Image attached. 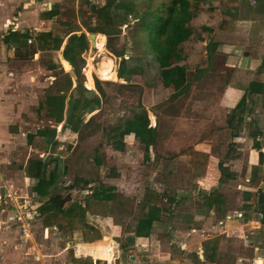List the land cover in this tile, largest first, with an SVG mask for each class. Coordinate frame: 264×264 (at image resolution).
<instances>
[{"label":"rangeland","instance_id":"1","mask_svg":"<svg viewBox=\"0 0 264 264\" xmlns=\"http://www.w3.org/2000/svg\"><path fill=\"white\" fill-rule=\"evenodd\" d=\"M89 1L91 4L86 0H64L61 4L66 7L63 18L74 17L81 23L94 24L93 8L104 0ZM222 2L200 1L191 20L194 40L184 45L185 53H191L194 63L186 64L191 83L198 79L194 78V70L205 64L201 54L212 38L202 40L219 28ZM143 3L145 0H116L113 11L115 22L121 24L115 45H125L123 58L129 66L140 67V76L125 73L118 78L120 57L108 50L105 35L96 32L93 45L89 41L90 32L85 33L86 45L80 44L79 58L86 62L85 71L92 87L97 78L106 95L100 112L80 132H72L63 128L62 122L49 120L44 109L37 112L38 103L47 93L66 87L71 67L67 70L61 59L55 61V56L52 59V51H46L35 60V33L20 39V54L0 60V264H249L254 262L255 256L264 254V221L255 229L260 217L254 201L264 191H260L259 186L251 188V199L245 202L243 186L237 185L248 184L245 178L251 176L250 166L257 156V149L252 146L254 134H250V128L245 125V128H236L233 136L231 128L223 127V109L217 113L216 107L206 104V99L217 98L220 82L193 83L189 92L165 102L171 89L162 86L158 67L152 66L153 60L145 57L148 50L138 43L139 32L133 28L136 20L129 6L132 4L138 10ZM66 20L73 22L71 18ZM99 36L103 37L102 50L106 51L101 54L96 45ZM102 54L113 59L114 69L107 76H101L96 70L107 67ZM51 61L60 66L47 69ZM216 63H219L218 56ZM71 78L73 87L75 81ZM138 102L142 105L138 106ZM184 110L188 116L179 119ZM131 111L139 118L145 114L150 125L157 124L155 143L150 149L162 153L160 157L170 156L171 159L157 158L154 152V156L150 153L146 159L142 145L132 135L124 137L122 151L107 145L108 133L121 126ZM96 112L84 113V119ZM48 127L54 130L55 143H47L43 136L35 134L38 129ZM209 128L212 130L208 133ZM262 129L264 131V127ZM175 131L192 132L177 154L171 150L176 141L171 142L169 138ZM205 133L207 136L202 138ZM194 135L200 137V144H192L196 140ZM95 153L101 159L99 165L93 160ZM50 156L58 160L59 172L50 193L63 208L71 201L80 200L84 204V198H88L84 221L98 229H81L82 219L77 216L64 217L56 211L51 215L47 210L39 212L47 196H37L31 190L36 179L27 177L25 169L29 157L45 161V157ZM235 159H239L236 177L220 180L218 164L232 166ZM257 173L256 183L264 189V169ZM76 177L90 179L92 185L100 182L113 185L114 197L93 200L86 186L80 181L74 184ZM217 193L222 199L220 210L206 204L211 195ZM150 202L160 206V220L153 223L147 237H137L128 244L125 237L131 234ZM239 210L245 215L235 226L227 225L225 231L216 226L223 214ZM43 217L49 225L44 223ZM244 234L249 236L248 242ZM210 253L213 256L210 257ZM130 255L133 259H129Z\"/></svg>","mask_w":264,"mask_h":264},{"label":"trees","instance_id":"2","mask_svg":"<svg viewBox=\"0 0 264 264\" xmlns=\"http://www.w3.org/2000/svg\"><path fill=\"white\" fill-rule=\"evenodd\" d=\"M202 0H145L142 7L138 10L130 4V11L134 12V18L136 22L133 28L136 32H139L138 43L143 45L148 50L145 53L147 60L152 59V66L158 67L160 74L161 84L165 88H170L166 103L173 101L175 98L189 91L191 86V79L188 76L189 70L186 67L187 61L184 45L193 41L194 29L191 23L192 18L196 15V11L199 8V2ZM86 2L90 3L89 0ZM116 6V0H104V2L94 7V19L95 23H86L83 21L81 25L88 32H99L106 37L105 44L109 51H111L117 57H120L119 66L117 69V76L121 77L125 73H129L133 76H140L141 69L139 66H129L127 59L123 58L126 53L125 45L116 47L115 43L118 39L120 30V23H116L113 16V11ZM49 15L57 14V11L53 9V6L47 11ZM125 20V19H124ZM235 20L234 13L230 10H223L221 12V19L218 24L221 29H231ZM126 23V22H123ZM62 24L66 28L78 27L79 25H72V21ZM127 24V23H126ZM127 26V25H126ZM206 28V26H204ZM72 29V30H73ZM24 36H28L27 33H22ZM198 38V37H196ZM62 38L53 37L51 31L41 32L37 35V47L48 48L57 50L62 45ZM86 45V35L84 33H72L70 34L62 48V54L64 59H61L62 64L66 65L65 69H69L71 65V74L67 73L66 87L59 90L56 93H47L39 103L37 112L40 113L44 109V115L49 119L56 122H62L63 128H66L72 132H80L83 127H88L94 116L100 112L103 100L105 98V91L101 85V81L94 78V87H91L89 77L86 74V62L79 58L81 45ZM97 48H101L98 54L105 53L103 49V37L99 36L97 39ZM216 44L212 41H208L206 44V57L209 58L214 51ZM102 56L107 60V67L97 68L101 76H107L113 71V59L109 55ZM81 62H83L82 70ZM59 63L51 61L47 65V69H57ZM260 71H264V57L260 65L258 66ZM206 70V67L196 68L194 70V78H199L200 73ZM115 71V70H114ZM124 76V75H123ZM71 77L75 81V85L71 86ZM83 77V80H82ZM131 83V82H130ZM84 84V85H83ZM132 85H135L132 83ZM87 88H86V87ZM138 86V85H136ZM140 89L141 87L138 86ZM93 90H96L95 93ZM253 92H264V84L260 82L250 81L244 94L238 100L234 108L231 110L230 116L227 120V125H231L236 121L239 125L242 121V114L246 110V96ZM138 106L142 104L138 102ZM97 110L96 113L91 114L87 119H84V113H92ZM132 112V111H131ZM151 118V116H150ZM103 129V127H101ZM53 128L38 129L35 134H39L44 137L47 143H55L57 139L53 136ZM157 134V124L150 125L145 114L142 117H138L136 113L132 112L130 117L127 118L121 126L115 127L108 133L106 137V143L112 149L116 151H122L125 147V136L132 135L143 148V155L145 158L150 156V147L155 143ZM255 144V143H254ZM262 153L259 152V160L262 158ZM159 158V155H156ZM164 160L171 159L170 156L163 157ZM93 160L96 164H100V157L95 153ZM28 166L25 169L27 177L36 179V182L32 186V191L37 196H47V199L43 201L40 206L39 212L44 210L52 212L51 215L56 213L62 214L64 217L77 216L82 219L81 229L87 228L88 230L96 229V225H92L84 221L86 206L88 204V198H84V204L81 201H71L66 207H61L58 204L54 194L50 193V188L56 181L58 172V160L56 157H29ZM50 164V165H49ZM52 164V165H51ZM218 167L221 172V178H229L231 173L219 163ZM257 170L252 171L251 179L256 180ZM80 181L83 186L88 188L89 196L95 201L110 200L114 197V186L105 185L100 182L98 185H92L90 179L83 177H76L74 179L77 183ZM247 191V190H246ZM249 191V190H248ZM250 192V191H249ZM249 192L244 193V198L248 199ZM182 197H185L182 194ZM219 194L211 195L207 200V205H215L220 210ZM257 211H259L264 219V194L259 193L257 196ZM161 208L155 203H147L144 212L137 219L134 229L128 236L125 237L126 242L131 243L135 237H147L150 234V230L155 221H159L161 218ZM39 214V213H38ZM44 223L49 225L47 218L43 217ZM98 229V228H97ZM133 243V242H132ZM210 257L213 253L209 254Z\"/></svg>","mask_w":264,"mask_h":264},{"label":"crops","instance_id":"3","mask_svg":"<svg viewBox=\"0 0 264 264\" xmlns=\"http://www.w3.org/2000/svg\"><path fill=\"white\" fill-rule=\"evenodd\" d=\"M222 1L223 5L221 8L223 10H230L234 13V24L231 29L215 28L209 35L210 37L206 35L205 40H202V42H206L209 40V38H212V42L216 44V47L209 58L206 57V48L202 51L204 55L201 54V57L205 60V64L200 65V68L206 67V70H203L199 78L196 79L193 83H202L203 81L204 83L210 84H213L215 82L221 83L222 86L220 88L217 98L215 100L206 99L208 101L206 104L216 107L218 109V112L216 110L217 113H219L220 108L223 109L224 114L222 116V122L224 123L223 127L225 128V126H228L227 120L230 116L231 110L234 108L238 100L244 94L245 90L247 89L248 83L250 81H255L264 84V71H260L258 69L262 58L264 57V0H256L254 4H252L248 0ZM63 2L64 0H0V60L2 58L3 60H6L11 56L18 55L19 50H21L19 41L20 39H23V37H25L24 35H22V33H27L29 36H34L35 33L36 36L39 35L41 32L46 31H51L53 37L63 39L62 45L59 48L60 51L59 49L52 50L48 48L36 47V50L33 52V56H37L35 60H38L42 56H44L46 51H52V59H54L55 56V61H57L58 59H64L61 49L63 48L67 37L72 33L79 34L82 32L85 34L88 32L81 25L79 19H75L74 17H70L71 20H73L72 25L77 24L80 26V29L76 30L78 27H74L75 29H73V27L69 29L66 28L64 24H62L63 21L67 22L66 19H70L69 17L63 18V10H66V7H61V4H63ZM52 6L53 9L57 11V14L51 16L47 13V11ZM71 6L73 8L72 4ZM95 35L93 38L94 40ZM217 56L219 57L218 64L216 63ZM186 61L188 62L187 64H194L192 61L191 53H187ZM214 64L216 66H214ZM41 67L43 66H38V68ZM193 83H191L190 88L193 87ZM182 95H180V97ZM263 96L264 92H253L247 95L245 101L246 110L242 114L243 118L241 123L237 125L236 121H234L231 123V125L228 126L229 128H231V134L233 136L237 133L236 128H245V125L250 128V134H254L252 146L257 149V156L256 161L250 166L251 176L252 171L254 169H256L257 172H259L260 169H264V137H259L261 134L264 135V131L262 129V127H264ZM184 111L183 116H178L179 119L185 118L184 116H188L187 111ZM213 128H216V126H214ZM211 130L212 129L209 128L208 133ZM257 130L258 132L256 133ZM208 133H205L201 137H206ZM191 134L192 132L187 133V131L184 134L177 131L171 132L169 137L171 139V142H173V140L176 141L171 147V150H173L175 154L181 152V149L186 144H184L183 141L187 142ZM194 138H196V140L192 142V144H200L198 141L200 137H196L194 135ZM182 143L184 144L183 146H181ZM153 152L156 155L162 154L158 151L150 150V153L153 156L155 155ZM259 152L263 154L261 160H259ZM236 154L238 153L236 152ZM230 161L231 160H229V162ZM238 161L239 159L233 160L232 162H234V165L231 164L232 166L221 163L224 168L231 173V176H229V178L223 177L222 180L232 179L233 177H236L235 172L238 170ZM251 176L245 178V180L248 179V184H246V182H243V185L242 183H237V185L243 186L242 193L243 201L245 202L250 201L251 195L248 199H245L244 193L249 192L248 190H251V188L253 189L259 186L258 188L261 189L260 191H264V189H262V186L258 185L259 182L256 183L258 180L257 178L255 181L250 180ZM246 186L248 187V189ZM254 201L257 203V197H255ZM254 205L255 204L253 203V206ZM257 214H259L258 217H261L259 225H256L257 227H255V229L259 228V226H261L263 224L262 222L264 221V219H262L261 221L263 215L259 211H257Z\"/></svg>","mask_w":264,"mask_h":264},{"label":"built area","instance_id":"4","mask_svg":"<svg viewBox=\"0 0 264 264\" xmlns=\"http://www.w3.org/2000/svg\"><path fill=\"white\" fill-rule=\"evenodd\" d=\"M248 1H250L252 4H254L256 2V0H248ZM27 41L30 42L31 41L30 38H28ZM246 181H248V179H246ZM238 187H240V185H238ZM244 215H245V212L243 210L242 211L239 210L237 212L225 213V214H223L222 218H219L216 221V226L220 227L221 230L225 231L227 225L235 226L234 224L236 223V221L239 218L241 219L242 217H244ZM243 236L245 238V241L248 242V239H247L248 235L244 234ZM249 264H264V254H260V255L255 256L254 262H251Z\"/></svg>","mask_w":264,"mask_h":264},{"label":"water","instance_id":"5","mask_svg":"<svg viewBox=\"0 0 264 264\" xmlns=\"http://www.w3.org/2000/svg\"><path fill=\"white\" fill-rule=\"evenodd\" d=\"M95 35V33L94 32H90L89 33V41H91V43L93 44V36ZM130 259H133V255H130Z\"/></svg>","mask_w":264,"mask_h":264},{"label":"bare ground","instance_id":"6","mask_svg":"<svg viewBox=\"0 0 264 264\" xmlns=\"http://www.w3.org/2000/svg\"><path fill=\"white\" fill-rule=\"evenodd\" d=\"M93 38H94V36H93ZM95 40L93 39V45L95 44V42H94Z\"/></svg>","mask_w":264,"mask_h":264}]
</instances>
